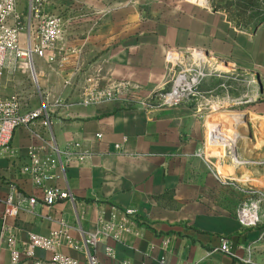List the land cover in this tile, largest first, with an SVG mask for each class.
I'll list each match as a JSON object with an SVG mask.
<instances>
[{"label": "crops", "instance_id": "crops-1", "mask_svg": "<svg viewBox=\"0 0 264 264\" xmlns=\"http://www.w3.org/2000/svg\"><path fill=\"white\" fill-rule=\"evenodd\" d=\"M46 10L63 17L64 35L54 50L34 59L39 106H47L48 116L17 128L0 154V264H52V253L44 250L15 263L9 245L21 248L29 233L53 231L60 235L59 253L88 264L75 246L114 214L127 212L132 232L121 240L139 252L104 240L96 251L101 264H158L150 256L168 264H245L216 249L226 238L235 250L264 241H257L264 229L239 213L264 196V103L240 112L218 109L238 95L228 96L235 102L202 108L204 96L150 108L70 104L88 90L120 83H129L137 100H157L151 92L165 82L174 51H202L216 70L226 67L228 82L244 73L264 90V0H50ZM213 94L208 100L227 98ZM243 117L246 123L237 124ZM222 131L229 145L219 141ZM34 148L42 161H59L52 180L38 182L31 173ZM69 149L85 154L66 159ZM49 186L68 189L75 201L46 206ZM10 197L21 205L17 217L5 214Z\"/></svg>", "mask_w": 264, "mask_h": 264}, {"label": "built area", "instance_id": "built-area-1", "mask_svg": "<svg viewBox=\"0 0 264 264\" xmlns=\"http://www.w3.org/2000/svg\"><path fill=\"white\" fill-rule=\"evenodd\" d=\"M49 1L50 0H0V154L9 147L13 133L17 128H30L33 122L38 118L44 115L48 116L46 105L23 111V99L20 95L14 92L8 96H4L2 89L6 72L12 69L17 63L24 62L27 65V71L30 74L34 86L41 94L34 59L44 58L47 51H52L56 48L64 35V19L62 16L49 13L46 10ZM192 1L200 4L209 3V0ZM193 53L199 58L198 61H200V64L198 66L201 70L197 71L193 69L180 73L172 90L168 93H164L162 96V106H175L202 97V95H198L199 93L196 90L206 76L202 69L204 64H206V54L202 51H193ZM171 61L172 60H170V62ZM130 86L129 83H120L99 91L98 89L96 91L88 90L87 96L81 102L70 105H92L113 102L147 104L146 101H135L136 98L133 96ZM62 103L63 102L60 100L56 101L57 105H62ZM147 106L149 107L150 105L148 104ZM84 154L85 153L81 152L79 149H69L65 152L64 157L69 159ZM31 161L33 168H31L30 171L37 178L38 182L52 180L54 178L52 171L60 165L59 161L55 159L48 162L42 161L39 150L36 148L31 152ZM226 184L233 187L236 186L235 182H227ZM242 192L252 194V191L242 190ZM261 197L264 198L263 195ZM63 201H75V196L68 189L56 186H49L44 189L43 203L46 206H52ZM29 203L35 205L37 200L35 198H30ZM20 210L21 205H15L12 197H10L7 201L6 216L17 217ZM127 213H123L121 216L114 214L110 222L105 224L101 223L95 231L85 234L81 246H75L86 254L88 264H101L96 256L97 247L101 242L108 239H112L129 249L139 252L136 247L124 244L121 240L122 233L132 232L127 224ZM248 223H253L252 219ZM59 236V232L57 231L51 232L48 236L29 233L26 243L21 248L14 242H11L9 247L13 261L18 263L21 255L30 258L35 254V251L44 250L52 253V264H80L71 257L57 251ZM263 239L264 233L260 235L257 241ZM252 244L253 243H250L245 247L247 253L246 258H242L236 253L234 244L227 238L222 240L221 246L216 250L245 264H254L252 258L254 249ZM111 253L112 251L109 249V254ZM150 258L153 263L168 264L164 258L158 259L152 256H150Z\"/></svg>", "mask_w": 264, "mask_h": 264}, {"label": "rangeland", "instance_id": "rangeland-1", "mask_svg": "<svg viewBox=\"0 0 264 264\" xmlns=\"http://www.w3.org/2000/svg\"><path fill=\"white\" fill-rule=\"evenodd\" d=\"M191 52L184 53L180 51H174L168 54L167 56V68H166V79L163 85H161L159 88L155 89L151 93L153 95H157V100L152 99L146 100L147 104L142 105L139 104L140 107L146 108L149 104L150 107H160L162 102V96L164 93H168L172 90L176 79L180 73L186 70H197L200 71L201 68L198 66L200 64V61L198 57H196V54ZM190 59V60H189ZM206 64H204V67H202L204 73L206 76L202 80L200 86L196 90L199 94L204 96L205 99H211V96H214V92L222 93V97H228L230 95H238V99L236 103L225 106V108H218V109H226V110H233L234 112H240L243 110V108L247 105H261L264 103V90L262 88V85L260 84V81L257 77L252 78L246 76L244 73L240 74L236 77L234 82H228L229 79L226 78V76H230L229 74H225L224 71L226 70V67L222 65L221 70L218 71L213 67V62H211V59L206 57ZM170 60H172L170 62ZM196 62V63H194ZM221 80V84L224 85V87L219 88L217 87ZM224 80H226L224 82ZM232 85V86H231ZM18 93L20 97L23 99V106H25L24 109H35L39 107V95L37 88L34 86L30 74L27 71V65L23 63H17L13 66L12 69H9L6 74L3 81V89L2 93L4 96H8L12 93ZM253 100H256L255 102ZM137 101V99H135ZM139 101V100H138ZM142 100H140L141 102ZM145 102V100L143 101ZM235 102V101H233ZM198 107L202 108L204 101L198 102ZM232 103V102H231ZM125 105H133L136 104V102H125L123 103ZM229 104V103H228ZM216 109V108H213ZM235 114V113H234ZM239 114V113H238ZM220 118V114L217 115ZM236 118V117H235ZM221 119V118H220ZM246 123L245 117L242 119H239L237 124H244ZM225 131H222L223 134L221 136V139L219 140L222 144L225 143L226 145H229L228 139L224 134ZM212 133L209 136L212 137ZM232 138V137H231ZM222 151L224 149L222 148ZM250 207L247 208L245 204L241 207L239 213L242 216V219H244L247 223L251 221L253 223H248L251 226L255 228L261 227V229H264V198L262 197H256L254 198L252 203H249ZM253 205V206H252ZM247 215V216H246ZM261 244L264 246V241L259 243H253L252 247L255 252V256H257L255 262L258 264H264V248L259 249L261 247ZM242 244H239L237 247V253L239 255H242L243 252L245 254L246 249L245 247L241 246ZM259 260V261H257ZM261 260V261H260Z\"/></svg>", "mask_w": 264, "mask_h": 264}, {"label": "bare ground", "instance_id": "bare-ground-1", "mask_svg": "<svg viewBox=\"0 0 264 264\" xmlns=\"http://www.w3.org/2000/svg\"><path fill=\"white\" fill-rule=\"evenodd\" d=\"M181 80H183V79H181ZM233 101H235V100H234V98H232V97H227V98H224V99H218V100H216V101H212V100H208V99H207L206 101H204V103H203V107H205V106H219V105H225V104L231 103V102H233ZM235 136H236V135H235ZM235 136L232 137V139H231L232 144H231L230 146H231L232 149L234 148L235 141H237V140L235 139ZM237 138H239V137L237 136Z\"/></svg>", "mask_w": 264, "mask_h": 264}]
</instances>
